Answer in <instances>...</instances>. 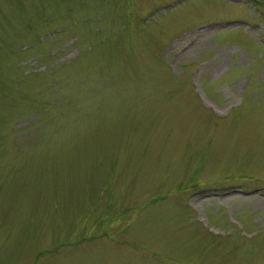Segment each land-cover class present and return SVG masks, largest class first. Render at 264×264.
I'll return each mask as SVG.
<instances>
[{
    "label": "rangeland",
    "instance_id": "rangeland-1",
    "mask_svg": "<svg viewBox=\"0 0 264 264\" xmlns=\"http://www.w3.org/2000/svg\"><path fill=\"white\" fill-rule=\"evenodd\" d=\"M0 264H264V0H0Z\"/></svg>",
    "mask_w": 264,
    "mask_h": 264
},
{
    "label": "bare ground",
    "instance_id": "bare-ground-1",
    "mask_svg": "<svg viewBox=\"0 0 264 264\" xmlns=\"http://www.w3.org/2000/svg\"><path fill=\"white\" fill-rule=\"evenodd\" d=\"M222 196L223 197H229L230 195L229 194H223Z\"/></svg>",
    "mask_w": 264,
    "mask_h": 264
}]
</instances>
